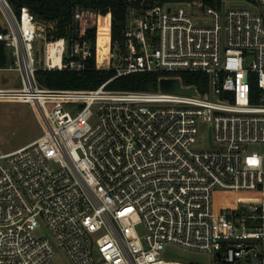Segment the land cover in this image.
<instances>
[{"label":"built area","instance_id":"obj_1","mask_svg":"<svg viewBox=\"0 0 264 264\" xmlns=\"http://www.w3.org/2000/svg\"><path fill=\"white\" fill-rule=\"evenodd\" d=\"M192 5L130 11L125 52L113 66L112 38L100 64V23L88 20L101 16L78 8L69 44L49 39L28 8L18 15L0 0V42L13 58L0 70L20 75L19 87L0 89V101L33 107L43 132L0 155V264H54L58 252L71 264H188L166 258L169 246L212 255L213 264H264V153L250 151L264 146V5L226 16L204 9L210 23L195 20ZM92 28L96 53L85 40ZM95 57L117 77L205 73L208 90L180 77L163 79L196 95L109 91L110 82L53 90L37 79L40 69L82 72ZM251 74L258 104L250 102ZM206 130L215 148L201 146Z\"/></svg>","mask_w":264,"mask_h":264},{"label":"trees","instance_id":"obj_2","mask_svg":"<svg viewBox=\"0 0 264 264\" xmlns=\"http://www.w3.org/2000/svg\"><path fill=\"white\" fill-rule=\"evenodd\" d=\"M226 2H244L256 6L264 5V0H12L14 10L20 15L22 8L29 11L41 22L48 25L49 39H66L69 44L78 37L80 26L75 21V12L79 8L98 16L109 17L111 20V36L109 43L112 50H118L122 56L125 52V33L128 29L130 11L138 12L152 9L157 5H173L181 3L200 4L203 9L213 8L222 10ZM108 18V21H109ZM102 25L99 28L102 29ZM108 24V29H109ZM110 31V29H109ZM85 40L92 43L96 53L98 45L97 29H88ZM110 47V46H109ZM9 64L8 51L0 42V68ZM167 77H180L186 86H195L202 93L208 90L209 77L205 73L180 72H140L117 77L114 67L98 69L96 57L87 62L82 72L70 70H45L37 72L39 83L53 90H96L110 82L109 91L116 92H156L160 81ZM258 79L255 74L250 76V102L258 104L261 95ZM170 255V253H168ZM188 264H199L194 261ZM240 264H251L250 260Z\"/></svg>","mask_w":264,"mask_h":264},{"label":"rangeland","instance_id":"obj_3","mask_svg":"<svg viewBox=\"0 0 264 264\" xmlns=\"http://www.w3.org/2000/svg\"><path fill=\"white\" fill-rule=\"evenodd\" d=\"M12 5V0H8ZM234 8H245L256 10L254 5L244 2H226L223 7V14L226 16V12ZM192 16L195 20L210 21V18L205 16L204 9L199 4L192 5ZM89 24L93 26L96 22L97 25H102L100 29V45H99V63L102 64L108 59V51L110 49L109 41V29L106 18L88 17ZM210 23V22H209ZM7 22L0 11V28H6ZM106 28V29H103ZM116 54L112 64L113 66L120 65L121 55L118 50L112 51ZM13 62V58L9 52V64ZM20 86V75L14 70H0V89L14 88ZM42 128L40 126L38 117L33 109L28 104L18 102H6L0 101V155L14 152L28 144L34 142L42 136ZM200 138L201 146L211 149L216 146L211 143L212 135L209 131H204ZM251 152L264 153V146H253L250 148ZM139 231H143V226L139 227ZM40 235H48L45 230ZM170 253V255L168 254ZM166 258H176L185 263L194 261L199 264H213V256L209 254L195 253L184 251L175 246H169L166 253ZM54 264H71L66 256L62 252H58L53 259Z\"/></svg>","mask_w":264,"mask_h":264},{"label":"water","instance_id":"obj_4","mask_svg":"<svg viewBox=\"0 0 264 264\" xmlns=\"http://www.w3.org/2000/svg\"><path fill=\"white\" fill-rule=\"evenodd\" d=\"M160 90L164 93H174V94H188L196 95V89H184L181 86V81L179 79H162L160 81ZM217 257L220 259V254H217ZM252 264H259L258 259L255 257L251 258Z\"/></svg>","mask_w":264,"mask_h":264},{"label":"bare ground","instance_id":"obj_5","mask_svg":"<svg viewBox=\"0 0 264 264\" xmlns=\"http://www.w3.org/2000/svg\"><path fill=\"white\" fill-rule=\"evenodd\" d=\"M103 29H106V28H103ZM108 29V28H107ZM101 34H102V32H101ZM101 34H100V36H99V45H100V37H101ZM110 48H111V44H110ZM109 51H110V49H109ZM109 51H108V57H109Z\"/></svg>","mask_w":264,"mask_h":264}]
</instances>
